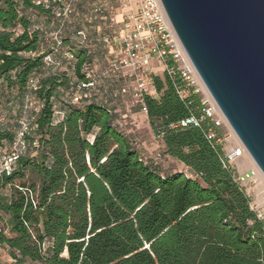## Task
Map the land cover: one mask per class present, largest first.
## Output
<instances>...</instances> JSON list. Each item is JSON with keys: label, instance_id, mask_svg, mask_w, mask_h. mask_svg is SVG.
<instances>
[{"label": "trees", "instance_id": "obj_1", "mask_svg": "<svg viewBox=\"0 0 264 264\" xmlns=\"http://www.w3.org/2000/svg\"><path fill=\"white\" fill-rule=\"evenodd\" d=\"M65 1L0 0V78L22 99L18 127L0 126V145L12 146L24 115L30 122L18 158L0 169V245L11 264H264V220L222 161V130L207 137L214 124L200 94L183 100L178 74L153 75L149 122L162 153L188 169L167 173L144 160L116 124L124 100L111 92L123 80L102 75L119 0H76L66 18ZM48 53L59 66L45 61ZM87 69L99 76L93 86L82 85L93 82ZM191 117L198 124L181 125Z\"/></svg>", "mask_w": 264, "mask_h": 264}, {"label": "built area", "instance_id": "obj_2", "mask_svg": "<svg viewBox=\"0 0 264 264\" xmlns=\"http://www.w3.org/2000/svg\"><path fill=\"white\" fill-rule=\"evenodd\" d=\"M75 1L66 0L64 2L65 18L72 13ZM119 3L116 9L109 11L110 22L108 27L110 32L104 36V41L110 47V55L107 58V64L102 71V75L104 77L117 75L123 80L120 85L112 90V96L114 98L120 96L124 102L125 100L130 101L133 106L139 107L140 112L148 117L145 98L149 94H155L156 90L152 78L153 75H159L152 70L153 62L160 65L162 75L168 73L172 77L178 74L180 81L175 84L177 93L183 100L188 98L192 92L200 94L202 111L214 124L209 128L207 137L215 138L217 128L222 130V135L217 140L223 151L222 161L225 167L234 170L235 180L251 198V207L257 212L258 217L264 220V196L260 198L257 195L253 198L250 194L253 191L254 193L258 192L256 183L261 181V176L264 177V175L257 166L246 171L241 169L240 160L251 157L206 90L181 44L161 0H119ZM119 9L123 12L121 22L116 20V11ZM92 10L103 12L104 7L102 4H95ZM78 36L82 41L86 39L85 31H79ZM54 38L57 43L53 50L56 51L61 43L59 31L55 32ZM66 57L71 60L74 58V54L67 52ZM45 61L55 67L60 65L59 62L54 60L51 53L46 54ZM86 77L92 78L93 82L82 84L83 86H93L99 81V76L91 69H87ZM38 83V79L32 78L30 88L37 89ZM80 98L81 96L77 93L74 100L78 101ZM120 121H117L116 124L122 128ZM192 122L198 124V121L191 117L183 120L181 125L186 126ZM29 127V119L24 115L10 154L3 156L0 160V169L2 167L8 168L18 158L20 149L24 147V134L29 131ZM232 137L235 139L233 143L230 140ZM154 138L163 151L162 134L157 135L154 133ZM160 155L161 151L157 156Z\"/></svg>", "mask_w": 264, "mask_h": 264}, {"label": "water", "instance_id": "obj_3", "mask_svg": "<svg viewBox=\"0 0 264 264\" xmlns=\"http://www.w3.org/2000/svg\"><path fill=\"white\" fill-rule=\"evenodd\" d=\"M187 55L264 175V0H161Z\"/></svg>", "mask_w": 264, "mask_h": 264}, {"label": "rangeland", "instance_id": "obj_4", "mask_svg": "<svg viewBox=\"0 0 264 264\" xmlns=\"http://www.w3.org/2000/svg\"><path fill=\"white\" fill-rule=\"evenodd\" d=\"M29 16L36 26L46 31L47 24L44 23L43 19L37 18L34 12H30ZM158 72L160 73L161 71L158 70ZM33 101V108L36 106L38 107L36 100ZM21 103L22 99L19 98L16 87L10 86L8 82H5L2 78H0V126H2V128L14 130L18 127L16 120L19 115ZM118 111L122 114L120 121L123 126L122 128L130 135L132 141L137 144L144 160L155 162L164 172L167 173L185 171L180 163L179 165L177 161L162 153L161 147H159L157 140L154 138L153 129L148 117H146V115L142 112H139L137 106H133L130 101L125 100L122 108L118 109ZM230 140L232 143L235 142L233 137L230 138ZM11 147V144L7 141H4L3 145H0V160L3 156L10 154L12 150ZM26 148L28 149V147ZM32 148L33 146H30L29 150L35 155L36 151ZM160 151L161 155L157 156ZM244 160L250 164V168L256 167V164L251 158L247 157L244 158ZM256 185L258 187V192L254 193L253 191L250 192V194L253 198L257 197V195L261 198L264 196V177L261 176V181L257 182ZM6 219L7 217L0 213V228L7 227ZM11 262L12 259L8 254L7 248L0 245V264H11Z\"/></svg>", "mask_w": 264, "mask_h": 264}, {"label": "crops", "instance_id": "obj_5", "mask_svg": "<svg viewBox=\"0 0 264 264\" xmlns=\"http://www.w3.org/2000/svg\"><path fill=\"white\" fill-rule=\"evenodd\" d=\"M122 15H123V12L120 9L117 10L116 11V20L119 21V22H121ZM152 70L155 71L156 74H159V75L163 76L162 75L163 74L162 69H161V67H160V65L158 63L153 62V64H152ZM158 70H160L161 72L159 73ZM179 163L180 162H178V164ZM180 164L183 166L184 170L187 171L188 168L183 163H180ZM240 164L242 166V170L243 171H246V170L250 169V164L246 160H244V159L240 160Z\"/></svg>", "mask_w": 264, "mask_h": 264}]
</instances>
